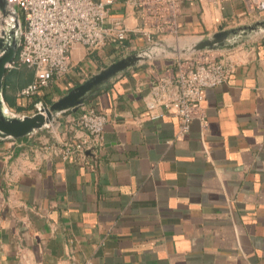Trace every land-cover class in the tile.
Wrapping results in <instances>:
<instances>
[{"label": "crops", "instance_id": "obj_1", "mask_svg": "<svg viewBox=\"0 0 264 264\" xmlns=\"http://www.w3.org/2000/svg\"><path fill=\"white\" fill-rule=\"evenodd\" d=\"M112 1L105 26L121 21L128 38L97 51L74 46L69 74L32 99L20 91L34 70L9 69L32 75L17 89L7 86L12 112L36 113L152 41L264 18L242 0H189L178 35L149 39L135 32L142 20L133 6ZM212 54L234 72L204 91L206 130L195 120L180 135L177 118L148 115L153 81L178 61L163 55L130 68L50 127L0 139V264H264V36ZM43 95L48 101H38ZM83 106L108 116L104 142L66 160L64 145L88 139L73 123Z\"/></svg>", "mask_w": 264, "mask_h": 264}, {"label": "built area", "instance_id": "obj_2", "mask_svg": "<svg viewBox=\"0 0 264 264\" xmlns=\"http://www.w3.org/2000/svg\"><path fill=\"white\" fill-rule=\"evenodd\" d=\"M186 1L189 0H126L142 20L135 32L149 39L152 35L179 34L180 7ZM242 1L248 12L264 11V0ZM112 3V0H17L24 17L22 39L17 57L7 65V70L25 66L35 72L34 81L20 91L22 98L32 99L65 78L71 70L74 46L97 51L108 43H123L128 38L129 30L121 21L105 26ZM233 72V63L218 60L212 53L178 60L153 81L148 115L154 120L166 114L177 118L180 135H187L195 120L206 130L204 91L225 84ZM108 121L104 112L83 106L73 123L88 134V139L64 145L59 150L63 158L67 160L76 153L102 146Z\"/></svg>", "mask_w": 264, "mask_h": 264}, {"label": "water", "instance_id": "obj_3", "mask_svg": "<svg viewBox=\"0 0 264 264\" xmlns=\"http://www.w3.org/2000/svg\"><path fill=\"white\" fill-rule=\"evenodd\" d=\"M22 27L14 0H0V139L4 141L28 137L50 127L59 117L77 112L112 80L144 61L163 55L183 60L200 53L232 50L250 39L264 36L263 18L250 25L220 30L204 37H192L184 43H177L185 38L182 36H173L171 41H152L143 50L111 63L51 104L38 105L36 113L22 115L12 112L4 99L7 65L17 57Z\"/></svg>", "mask_w": 264, "mask_h": 264}, {"label": "trees", "instance_id": "obj_4", "mask_svg": "<svg viewBox=\"0 0 264 264\" xmlns=\"http://www.w3.org/2000/svg\"><path fill=\"white\" fill-rule=\"evenodd\" d=\"M19 72H16V71H8L7 70V74H6V79L4 81V88H5V99H6V102L8 103V105L10 107H14L16 106L15 104V101L10 98L8 95H7V86H9L10 84L12 85L13 88H18L20 86H22L23 84H26L29 82V80H31V77L32 75L30 74L29 76H24L23 74H18ZM24 77H27V78H24ZM40 97V100L38 101H48V95H43V96H39ZM35 103H37V101H35ZM35 107V104L31 105V108ZM23 108H18V111L19 112H22Z\"/></svg>", "mask_w": 264, "mask_h": 264}, {"label": "rangeland", "instance_id": "obj_5", "mask_svg": "<svg viewBox=\"0 0 264 264\" xmlns=\"http://www.w3.org/2000/svg\"><path fill=\"white\" fill-rule=\"evenodd\" d=\"M192 37H185V38H182L181 40H179L177 43H184V42H188L189 40H191ZM49 105V104H47Z\"/></svg>", "mask_w": 264, "mask_h": 264}]
</instances>
